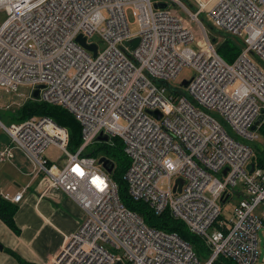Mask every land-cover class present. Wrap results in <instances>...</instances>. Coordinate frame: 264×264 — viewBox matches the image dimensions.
I'll return each instance as SVG.
<instances>
[{
	"label": "built area",
	"instance_id": "2783aa9c",
	"mask_svg": "<svg viewBox=\"0 0 264 264\" xmlns=\"http://www.w3.org/2000/svg\"><path fill=\"white\" fill-rule=\"evenodd\" d=\"M188 1L194 9L186 0H0L6 14L0 87L16 92L22 84L40 85L38 100L62 106L81 131V145L71 151L68 130L47 116L2 125L32 162L38 196L63 193L85 213L43 264H215L219 256L257 264L264 168L254 161V146L204 109L218 113L238 137L260 139V123L251 127L264 109V69L251 55L264 60V0ZM160 2L166 7H155ZM201 14L241 40L233 62L219 55ZM79 35L95 45V54ZM133 37L138 43L129 49L125 41ZM185 66L192 76L177 85ZM100 132L121 141L131 198L156 215L168 212L199 236L210 250L205 261L178 233L149 226L122 203L99 157L83 154ZM51 144L64 153L60 165L44 155ZM10 157L9 149L0 151V160ZM22 194L1 196L18 202ZM232 194V215L221 218Z\"/></svg>",
	"mask_w": 264,
	"mask_h": 264
},
{
	"label": "crops",
	"instance_id": "0c3cea01",
	"mask_svg": "<svg viewBox=\"0 0 264 264\" xmlns=\"http://www.w3.org/2000/svg\"><path fill=\"white\" fill-rule=\"evenodd\" d=\"M0 119V151L9 149L12 157L0 160L1 193L11 196L23 191L15 213L19 232L0 219V264H21L7 250L32 264H43L61 246L64 236L74 232L84 219V211L68 196L40 198L35 191L34 166L22 150L13 146Z\"/></svg>",
	"mask_w": 264,
	"mask_h": 264
},
{
	"label": "trees",
	"instance_id": "16d2710c",
	"mask_svg": "<svg viewBox=\"0 0 264 264\" xmlns=\"http://www.w3.org/2000/svg\"><path fill=\"white\" fill-rule=\"evenodd\" d=\"M187 4L194 9V5L188 0ZM219 46L216 49L219 55L230 63L239 54L242 43L235 42L233 39L225 38L222 41H219ZM32 116H47L55 121L57 124L65 127L69 133V142L68 150L75 151L81 145V131L80 126L77 120L59 105H52L45 103L41 100L30 99L25 102V104L17 110L15 122L23 121ZM14 122V121H13ZM258 131L264 138V117L261 119L260 125L258 126ZM114 142L110 144L108 142H103L100 146L102 149V154L98 157H105L113 164V170L109 173V176L117 185L118 195L122 203L130 210L139 214L144 221L149 225L156 228H160L167 231H175L178 235L189 243L193 244L194 251L197 255L210 254L209 248L204 244L203 240L195 235L190 233L185 225L174 219L169 215L168 212H164L160 215L154 214L146 204L135 201L127 192L126 184L123 180V174L128 165V159L123 153L121 141L117 137H113ZM254 161L256 165L264 168V148H259L257 145H254ZM84 155H90L96 157V150L85 151ZM17 211L16 202H11L5 200L3 197H0V219L14 232H19V228L15 223V213ZM9 253L13 254L21 264H32L28 263L25 260L19 258L15 252L7 250ZM205 252V253H203ZM215 264H236L233 260L219 256L215 261Z\"/></svg>",
	"mask_w": 264,
	"mask_h": 264
},
{
	"label": "rangeland",
	"instance_id": "374dc122",
	"mask_svg": "<svg viewBox=\"0 0 264 264\" xmlns=\"http://www.w3.org/2000/svg\"><path fill=\"white\" fill-rule=\"evenodd\" d=\"M183 2H185V0H182ZM182 16L186 19H189V15L184 12L181 11ZM6 14L3 10V8H0V23L5 19ZM126 17H127V21L129 24V30L132 34H136L139 30V26L138 23L135 20V17L133 16L132 12L130 9L126 10ZM199 18L201 20V22L203 23V25L206 28V31L208 33V35L210 36V39H214V41H212L215 49L218 48L219 46V41L224 40L225 38L227 39H233L235 42L238 43H242L240 39H238L237 37H233L232 35L220 30L217 27H214L211 25L210 23V19L205 15V14H201L199 15ZM192 25L194 26V28H196V25L194 22H192ZM93 40H97V36H94ZM190 46L193 49H197L196 44L194 42H192L190 44ZM252 60H254V62H256L262 69H264V60H258L256 57H254L253 55H251ZM227 63H230L229 61L225 60ZM192 76V70L185 66L183 67V69L181 70L179 76L176 79V84L180 85V82H178L179 80L182 79H189ZM33 86L27 85V84H22L18 87L16 92H8L6 91L4 88L0 87V119L1 121L4 123V125L8 126L11 124V122H15L16 119V114H17V110L19 108H21L26 101L31 99V93L33 90ZM182 90H185V87L181 86ZM186 93V91H184ZM206 112H208V114H210L211 116L215 117L220 123L221 125L226 129V131L232 135L233 137H236V139H238L241 142H245L251 146L257 145V147L259 148H264V138L262 137V135L259 133L258 128H257V132L260 134V139L256 140V141H250V140H246L243 138L238 137L234 131L231 129V127L229 126L228 123H226L220 116L218 113H216L215 111H211V110H206L204 109ZM110 141L108 142L109 144L111 142H114L113 138L110 137L109 139ZM103 144L102 141H98V140H94L92 143H90L84 150L85 151H92V150H96V157L100 156L102 154V149H100V146ZM44 155L51 161L56 163L57 165H60L63 160H64V153L62 152V150H60L56 145H49L46 150ZM33 167V164H31ZM237 201V196L235 194L231 195V199L230 202H227L224 205H221V218H230L232 215V211H231V206L232 204H234ZM258 242H259V250H260V254L258 257V261L257 264H264V224L258 229ZM193 245V244H192ZM205 253V252H203ZM202 257L200 256L201 261H205L208 256L206 254H201Z\"/></svg>",
	"mask_w": 264,
	"mask_h": 264
},
{
	"label": "water",
	"instance_id": "95a60500",
	"mask_svg": "<svg viewBox=\"0 0 264 264\" xmlns=\"http://www.w3.org/2000/svg\"><path fill=\"white\" fill-rule=\"evenodd\" d=\"M155 7H160V8H165L166 7V3L164 2H160V3H155ZM77 41L80 42V44L86 48V49H89L91 51H93V54H95V45L94 44H88L86 43L85 41V38L81 35H79L77 37ZM214 41V40H213ZM138 43V37H133V38H130L128 40L125 41V45L129 48V49H134L135 46L137 45ZM188 83V80H183L182 81V85L183 86H186ZM39 88H40V85H38L31 93V98L32 99H35L37 100L39 98ZM151 114H154L156 116H159V113L158 111H150ZM264 117V109L261 111V115H259V117L254 121V124L252 125L251 129H255V127L260 123L261 119ZM98 141H102V142H107L109 140V138L106 136V135H103L102 132H100V134L97 136V139ZM97 162L99 164L102 165V167L108 172V173H111L112 170H113V164L109 162V160L105 157H99ZM253 162L251 164V169L253 168ZM178 181V180H177ZM264 245V244H263ZM1 247V246H0ZM117 264H121L120 262H118Z\"/></svg>",
	"mask_w": 264,
	"mask_h": 264
}]
</instances>
